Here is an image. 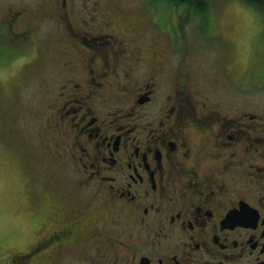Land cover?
Wrapping results in <instances>:
<instances>
[{"label": "flooded vegetation", "instance_id": "flooded-vegetation-1", "mask_svg": "<svg viewBox=\"0 0 264 264\" xmlns=\"http://www.w3.org/2000/svg\"><path fill=\"white\" fill-rule=\"evenodd\" d=\"M241 3L261 18L264 35V0ZM65 4L48 3L56 13ZM100 36L82 39L95 46ZM137 58L125 55L121 60L111 50L85 57V66H92L89 70L99 78L96 82L92 75L97 90H89L91 101L72 91L63 94L66 80L57 94L64 96L62 103L49 105L59 111L55 147L63 151L55 156L82 167L71 175L69 191H40V235L18 260L29 262L40 255L42 264H64L71 255L76 264H264V126L254 125V114L240 116L209 100V80L214 78L208 79L195 60L187 69L151 74L130 88L125 70ZM120 61L125 62L118 69ZM214 66L227 69L218 62ZM251 70L245 83L262 75L260 68ZM161 79L167 80L164 99L151 113L144 112L142 106L155 101ZM112 83L115 90L108 88ZM80 87L75 83L70 88L77 93ZM122 91L132 100L121 119H107V111L102 119L89 115V104L114 96L121 100ZM75 101L72 108L69 102ZM64 115L71 116L69 132ZM52 210H61L63 223L47 228Z\"/></svg>", "mask_w": 264, "mask_h": 264}, {"label": "rangeland", "instance_id": "rangeland-1", "mask_svg": "<svg viewBox=\"0 0 264 264\" xmlns=\"http://www.w3.org/2000/svg\"><path fill=\"white\" fill-rule=\"evenodd\" d=\"M47 2L51 5L55 0H0V264H42L40 255L29 262L17 258L40 235L36 229L44 212L40 191L52 195L69 191L71 175L82 167L81 162L55 156L56 151H63L55 147L59 136L54 120L59 111L49 105L62 103L64 96L57 94L66 80L69 85L63 94L72 91L76 97L83 96L84 102L91 101L94 93L89 90H97L92 75L96 82L99 78L89 70L92 66H85V57L105 56L110 50L121 60L125 55L129 60L138 57L125 70L131 77L127 78L132 81L130 88L151 74L187 69L195 60L208 79L214 78L209 80L213 84L208 86L209 100L240 116L254 114V125L264 126L263 24L241 0H195L186 6H167L168 0H66L60 13ZM93 34L101 35L97 45L83 42L82 37ZM106 40L108 47H102ZM124 62L120 61L118 69ZM216 62L227 69L213 70ZM253 68H260L262 75L245 83L243 77ZM122 82L119 75L118 83ZM75 83H81L77 93L70 88ZM166 86L167 80L161 79L155 86V101L142 106L144 112L156 109L167 93ZM115 87L112 83L108 88ZM120 98L89 104V115L95 113L102 119L107 111V119H121L132 96L122 91ZM69 103L76 108V101ZM70 118L64 115L67 132ZM59 211H51L45 227L63 223ZM76 263L71 255L64 258V264Z\"/></svg>", "mask_w": 264, "mask_h": 264}, {"label": "trees", "instance_id": "trees-1", "mask_svg": "<svg viewBox=\"0 0 264 264\" xmlns=\"http://www.w3.org/2000/svg\"><path fill=\"white\" fill-rule=\"evenodd\" d=\"M190 1H195V0H168V2L166 3V5L167 6H170V4H183V3H185V6H186V3L190 2ZM6 18H7V21H8V17H6Z\"/></svg>", "mask_w": 264, "mask_h": 264}]
</instances>
